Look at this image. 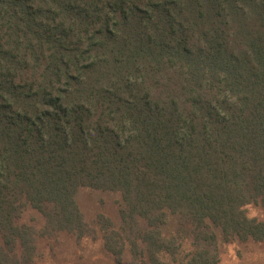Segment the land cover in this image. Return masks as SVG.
<instances>
[{
    "label": "trees",
    "instance_id": "16d2710c",
    "mask_svg": "<svg viewBox=\"0 0 264 264\" xmlns=\"http://www.w3.org/2000/svg\"><path fill=\"white\" fill-rule=\"evenodd\" d=\"M81 188L119 193V263L264 239V0H0V264L87 236Z\"/></svg>",
    "mask_w": 264,
    "mask_h": 264
},
{
    "label": "rangeland",
    "instance_id": "374dc122",
    "mask_svg": "<svg viewBox=\"0 0 264 264\" xmlns=\"http://www.w3.org/2000/svg\"><path fill=\"white\" fill-rule=\"evenodd\" d=\"M77 200L83 217L89 225L88 235L78 238L76 235L62 232L54 236H38L37 257L32 264H135L128 255L122 262L104 248L101 232L95 224L98 214H104L114 223H119L120 195L117 192L81 188ZM247 215L264 220V207L249 204ZM19 221L31 224L40 230L44 221L34 209L28 207ZM219 260L217 264H264V239L261 241H223L218 239Z\"/></svg>",
    "mask_w": 264,
    "mask_h": 264
}]
</instances>
